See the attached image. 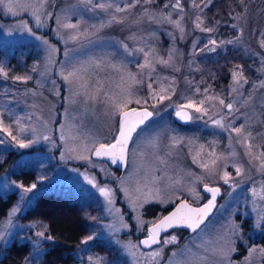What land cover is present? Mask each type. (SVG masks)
<instances>
[{
    "label": "rangeland",
    "instance_id": "obj_1",
    "mask_svg": "<svg viewBox=\"0 0 264 264\" xmlns=\"http://www.w3.org/2000/svg\"><path fill=\"white\" fill-rule=\"evenodd\" d=\"M157 1L159 0H152L146 7L159 22H149L145 18L138 25L130 23L140 17L144 10L145 6L137 5L124 24L108 26V13L100 9L92 10L96 0L92 4L86 3V0H47L45 7L52 15L50 18L43 17L44 26L39 28L29 12L20 10L19 15H12L4 5H0V48L3 51L0 65L7 72V77L0 74V110L3 111L5 125H12L13 135L24 143L35 140V143L22 148L7 133L0 131V139L4 141L0 143V161L5 160L12 151L18 152V156H13L6 170L0 174V194L13 190L18 193L17 201L0 225V235L4 236L0 240V258L4 248L14 240L28 241L32 250L22 264H42V256L47 249L45 242L49 240L41 239L35 233L45 231L48 236L46 226L39 220L24 221L19 216L33 204L38 193L53 190L84 206L91 228L89 235L95 237L86 245L81 243L76 249V264H96L98 258L101 264H184L186 261L196 264L204 257H207V264H220L221 261L222 264H229V261L231 264H264V246L255 242L264 229V223L260 222V217L264 216V176L254 166L259 162L250 164L241 145L232 141L230 147L228 133L213 126L207 116L199 118L201 113H196L194 109H189L192 119L186 124L175 118V105L181 103L184 97L197 101L204 99V107L209 108V115L213 116L220 109L219 99H224L226 103L234 100L236 106L240 107L239 113H236L240 119L235 123L239 125L246 121V127L255 137V143L264 146V87H260L261 82H264V48L259 46L260 33L264 32V0H244L241 8L232 13L231 22L216 20L208 23L203 13L204 25L216 29L212 33L194 28L192 21L196 12L190 6L191 0H181L185 16L182 21L185 28L183 39H180L179 31L163 19L168 13H171L173 20L179 19L177 10L164 7L170 0H164L160 5ZM24 2L35 3L36 0ZM114 2L123 6L127 0ZM245 9L246 15L240 18L237 14L243 13ZM57 18L61 24H77L78 28H58ZM22 21L31 27V33L20 27ZM226 23L232 30L228 33L220 32L221 25ZM101 24L105 26L101 27ZM76 31L86 32L88 37L73 41L69 37ZM132 33L136 34L135 40L128 38ZM152 33L155 35H151ZM169 33L176 36L175 41ZM141 36L155 49L157 58L167 60L169 50L175 49L171 67L155 64V72L161 77L169 78L161 81L165 88L170 87L172 78L175 79V84L171 85L175 94L171 95L170 100L166 99L155 107L149 106L154 111V117L138 131V136L134 135L136 143L129 146L126 166L113 164L108 158L93 155L90 161L76 158L77 153L88 155L87 152H80L79 143L92 148L94 142L95 147L99 143L112 142L117 134L119 116L111 114L110 107L102 98L86 102L83 94L76 95L74 88L70 91L68 82L61 75V67L103 58L112 63L123 61L132 72H138L136 64L143 63L141 54L127 55L120 48L119 42L128 43L130 48L142 46ZM209 38L217 39L216 50L201 52L200 49ZM44 41L57 50L52 55L51 62L48 45ZM221 41L236 42L219 44ZM226 53H232L233 56V53H240L256 58L255 77L247 78L244 75L248 82L241 81L237 85L232 80L231 72L240 64L233 65L228 78L221 80L213 66L203 63L205 60L218 59ZM174 68H179V71H174ZM196 73L198 76H195ZM14 76H30L31 79L26 82L15 81ZM97 79L105 82L104 89L118 91L120 77L110 68H105L104 71L92 70L88 81L89 90L96 87ZM158 87L157 83H153L154 89L158 90ZM197 88L200 93H196ZM232 88L237 91L233 92ZM137 89L139 95L147 93L145 85H134L132 90L136 92ZM205 89L207 96L214 99H205ZM245 100L248 102L243 104ZM210 105L216 107L210 108ZM132 106L139 107L135 104L130 105ZM16 120H19V124L15 123ZM61 125H65L63 132L66 136L80 138L79 142H68V146L76 148V152L66 151L65 141L60 139ZM45 135L49 136L48 140L42 138ZM153 137H158L157 147L147 143ZM173 137L180 142H173ZM136 144L140 147L137 148ZM260 150L264 151V147ZM233 151L236 153L234 157L230 155ZM139 152L144 155L141 157ZM213 152L227 158L226 169L221 168L225 163L224 159L211 165L209 154ZM194 157L196 162H193ZM206 162L221 171L231 173L236 187L225 184L216 175H209L200 167ZM234 164L240 166L247 175L238 176ZM28 167L36 169V179L29 185L11 175L12 171ZM197 176L203 179L196 180ZM153 177L159 179L152 182ZM88 179L95 181L97 186L90 185ZM177 180L179 183H175ZM32 183H36L37 187L31 193H24L17 187L20 184L27 187ZM205 183L220 185L222 195L211 217L195 233L190 236L186 234L182 240L183 233L175 229L166 233L161 241L175 235L177 242L157 244L148 250L140 246L135 249V256L131 254L125 245L140 244L139 238L147 235L150 226L148 222H155L163 215L160 208L173 206L183 198L195 205L205 202L208 195L201 189ZM115 185L121 193V200L132 214L134 225L118 202ZM99 187H107L114 192L111 212L108 211L109 205L99 192ZM137 187L140 188L139 192ZM156 190H159V197L155 195ZM127 196L141 205L138 211H133ZM160 199L165 202L160 203ZM13 208L19 209L14 215ZM246 219L248 230L245 232L243 229ZM140 221L145 222L143 227ZM233 223L241 225L238 236L231 234ZM229 240L234 241L236 250L228 253L227 259L212 255L209 249L224 248ZM98 244L102 247L97 246ZM153 251H159L160 255L149 257L148 253ZM89 256L93 258L92 261L88 260Z\"/></svg>",
    "mask_w": 264,
    "mask_h": 264
},
{
    "label": "snow or ice",
    "instance_id": "obj_2",
    "mask_svg": "<svg viewBox=\"0 0 264 264\" xmlns=\"http://www.w3.org/2000/svg\"><path fill=\"white\" fill-rule=\"evenodd\" d=\"M152 0H127V2L120 6L115 4L114 0H96V3L93 5L92 10L100 9L101 11L108 13V20L106 21V25L110 26L112 24H124L125 19L128 15L131 14L132 10L137 7V5L145 6L143 12L140 14L136 20L131 21L132 24H140L145 18L149 22H159L156 20V17L151 14L146 7L147 4H150ZM86 3L92 4L93 0H86ZM212 3V0H191V7L195 10L196 15L192 21L194 28L199 29L202 32L212 33L216 31L214 27H208L204 25V21L202 19L204 9L207 8ZM240 3L243 4L244 0H240ZM47 4V0H36L35 3H25L24 0H0V5H4L7 9L8 13L12 15H19L20 10L25 12H29L32 16H34L36 21V27L44 26L43 17H51V13H49L45 7ZM165 8L171 7L174 10H177V15L179 19L173 20L171 18V13H168L163 19L165 22L173 25L175 29H177L180 33V39L184 38L185 28L182 24V21L185 19L184 16V5L181 0H170L169 4L164 5ZM240 18H243V15H246V9L241 14H237ZM56 23L58 24V28L62 27L64 29H77V24L72 23H60L59 18H57ZM105 26V24H101V27ZM20 27L25 28L26 31L32 32L31 27H29L25 22H21ZM95 27V26H93ZM232 27H237V25H232ZM241 35L243 33V29L240 30ZM33 35H35L33 33ZM59 35V31H58ZM151 35H155L152 33ZM172 36L173 41H175L176 36L172 33H169ZM88 34L81 33L76 31L74 34L70 35V39L73 41L86 39ZM261 39L259 40V46L264 48V32L260 33ZM129 39H136V34L132 33L128 37ZM239 37H237V40ZM140 42L142 46L130 48L128 43L124 41H120V48L127 55L134 56L137 53L141 54L143 63H137L136 68L138 72H132L126 63L120 61L118 63H112L110 60H104L103 58L90 60L86 62H77L75 64H71L68 66L61 67V75L65 81L68 82L70 86V91L75 90L76 95L83 94L85 97V101L92 100L97 101L98 99H103L106 105H108L111 109L112 115H118V128L117 134L114 136L113 141L110 143H99L98 147H95V142L92 148H89L86 144L79 143L80 152H87V156H82L80 153H77L76 158H83L87 160H91V156L95 155L96 157H107L111 163L113 164H121V166H126L127 159L129 155V145L135 144L136 142L133 140L134 135L138 136V129L141 128L142 125L145 124L149 118H151L154 113L149 110V106L155 107L156 104L162 103L164 100L171 99V95L175 94V90L171 85L175 84V79L172 78L170 82V87L165 88L162 80H168V77H161L159 73L155 72V64L159 63L164 67H171V61L173 59V54L175 49H170L168 52V59L165 60L162 57L157 58L155 49L152 48L150 44H148L144 38L140 37ZM198 41L194 42L193 48L195 49V44ZM236 41H221L219 44L224 43H235ZM44 44L48 45L47 41H44ZM218 46L217 39L209 38L204 47L200 49L201 52L208 51L214 52L216 47ZM147 49V50H146ZM48 53H49V62H51V57L57 51L54 46L48 45ZM105 68H110L115 71L120 79L117 84L118 91H111L110 89H104L103 84L104 81L97 79L95 81L96 87L92 90H89V79L91 77V72L93 69L98 71H104ZM36 70V67H33V71ZM147 70V71H145ZM174 71H179V68H174ZM66 73V74H65ZM155 73V75H154ZM0 74H3L7 77V72L3 65H0ZM232 80L234 84L239 85L241 81L243 83H247L246 77L243 74V67L241 65L235 66V68L231 72ZM13 79L15 81H23L31 79L30 76H14ZM153 83L158 84V90L153 88ZM134 85H145L147 88V93L145 95H139V89L134 92ZM260 87H264V82H261ZM196 93H200V89L197 88ZM232 91H237L236 88H232ZM205 99L212 100L214 99L211 96H207V89L204 92ZM250 99V97H249ZM248 101L245 100L243 104H246ZM135 104L139 107H130V105ZM205 100H194L191 97H184L182 102L175 105V116L182 121H190L192 116L189 115L185 110L186 109H194L196 113H201V117L207 116L208 121L215 127L220 128L224 132H227L229 135V144L231 147L232 141H235L237 144L241 145L244 149V155L248 157L249 163L253 164L258 161L259 163L254 165L258 168L261 175L264 176V151H261L260 148L264 147L262 145H257L255 143V137H253L252 132L246 127V121L237 125L235 123L236 120L240 119V116H237L236 113H239L240 107L236 106V102L234 100L225 102L224 99H219L220 109L215 113V115H209V108L204 107ZM241 104L240 106H243ZM216 107L215 105H210V108ZM16 124H19V120L15 121ZM12 125H5L3 119V111L0 110V131L7 133L8 136L12 138V140L16 141L19 147H28L30 143H35V140H30L29 143H24L23 140L18 139L16 135H13L11 131ZM65 125H61V136L60 139L65 141L66 151L67 152H76V148L68 146V142L75 141L79 142V137H69L66 136L63 132ZM25 129H22L24 131ZM33 131H35L33 129ZM234 134V135H233ZM44 140H48L49 136H43ZM173 142L178 143L175 137L172 138ZM4 141L0 139V143ZM149 145L152 147L158 146V137H153L151 140L147 141ZM136 147L139 148L140 145L136 144ZM203 148V146H201ZM141 157L144 155L143 152L138 153ZM231 156H235L236 153L233 151L230 153ZM211 165H215L217 160L224 159L225 163L221 166L222 169L227 168V158L218 156L215 152L210 153ZM63 158V156H62ZM163 162V161H161ZM193 162H196V158H193ZM210 166L209 163H202L200 167L204 168L209 175H216L219 179L223 180L225 184H230L231 187L235 188L236 184L232 179L231 173L228 171H221L216 167ZM235 168V172L238 176L247 175L242 171V168L238 165H233ZM147 178V177H146ZM87 179V177H86ZM159 178L153 177V181L155 182ZM203 177L197 176L196 180H202ZM88 183L93 187H96L97 184L95 181L88 179ZM175 183H179V181H175ZM19 189H22L24 193H31L36 187V183H32L30 186L25 187L23 184L17 186ZM203 190L207 193L211 194V198L208 200L206 204L200 207H193L187 200H180L179 204L176 206L175 211H172L166 216L158 219L155 222L150 223V227L147 230V236L145 239L140 241V244L133 245L129 243L125 245L126 248L131 252L133 256L136 255L135 249L139 248L140 245H143L146 248H152L153 245L163 244L166 245L169 242H177V237L175 235H171L170 237H165L163 241L160 240V233L167 232L170 228L177 227H187L191 231L196 232L197 229L205 222L208 213L210 210L215 207V200L217 195L220 193L219 187H211L207 183L204 184ZM137 191H140V188L137 187ZM151 191V190H150ZM99 192L102 196L106 198V202L109 205L108 211H112L111 205L113 204L112 197L114 196V192L112 189L107 187H99ZM127 194V189H125ZM155 195L159 197V190H156ZM253 195H255V190L253 189ZM130 206L133 207V211H138L140 204L133 201L131 196H127ZM138 199V198H137ZM179 199V197H177ZM160 203H164V199L159 200ZM19 209L13 208L12 214L14 215ZM139 220V217H137ZM260 222L264 223V216L260 217ZM9 224L11 221L9 220ZM144 221H140L141 227H143ZM260 226V223L257 224V227ZM115 228V225H112ZM126 227V225H125ZM46 230V228H45ZM231 234L238 236L241 233V225L233 223L231 225ZM35 235L41 239L52 240L53 237L45 235V231H37ZM4 236L0 235V240H3ZM95 239L94 236H87L82 243L88 244L89 241ZM211 243V242H209ZM212 252L213 256H220L224 259H227V254L234 252L236 249L234 247V241L229 240L227 246L224 248H211L209 249ZM255 251V249H253ZM264 251V250H262ZM159 251H153L148 253L149 257L159 256ZM175 255V253H173ZM92 257L89 256L88 260L92 261ZM96 264H101V260L98 258ZM184 264H193L191 261H186ZM196 264H207V257L201 258ZM222 264V261L220 262ZM231 264V261H229Z\"/></svg>",
    "mask_w": 264,
    "mask_h": 264
},
{
    "label": "trees",
    "instance_id": "obj_3",
    "mask_svg": "<svg viewBox=\"0 0 264 264\" xmlns=\"http://www.w3.org/2000/svg\"><path fill=\"white\" fill-rule=\"evenodd\" d=\"M164 0L157 1L160 5ZM241 8L240 0H212V3L205 8L204 15L208 23L216 20L232 21L231 15L235 10ZM228 24V23H226ZM221 25L220 32L228 33L231 27ZM2 48H0V59L2 57ZM226 53L218 59L205 60L204 64L213 66L219 74L221 80H226L229 76L230 68L235 64L243 67L244 75L247 78H253L256 75L257 59L244 56L240 53ZM195 76H198L196 73ZM18 152L12 151L9 156L0 161V174L4 172L13 160V156ZM11 175L14 179L29 185L36 179V169L28 167L19 171H12ZM118 202L123 210L128 213L127 218L132 225V214L121 200V193L117 189ZM18 199V193L13 190L6 194H0V225L4 218L7 217L9 210ZM172 206H168L162 210V214L167 212ZM19 218L24 221L39 220L46 226V233L53 237L52 240L46 241V251L42 256V264H76V249L81 245L83 239L90 234V226L86 218V211L80 202L70 199L69 197L57 193L53 190H42L34 199L33 204L22 213ZM248 219L244 223L243 231L248 230ZM183 233H188L185 228H176ZM175 230V229H173ZM173 230L169 231L171 233ZM190 236V235H188ZM181 240V241H182ZM180 241V243H181ZM183 242V241H182ZM257 244L264 246V229L255 241ZM100 245V246H99ZM104 245V243H103ZM100 248L101 244H98ZM32 246L30 242H20L14 240L11 244L4 248L0 264H22L31 253Z\"/></svg>",
    "mask_w": 264,
    "mask_h": 264
},
{
    "label": "water",
    "instance_id": "obj_4",
    "mask_svg": "<svg viewBox=\"0 0 264 264\" xmlns=\"http://www.w3.org/2000/svg\"><path fill=\"white\" fill-rule=\"evenodd\" d=\"M132 107H135V106H132ZM149 110L150 111H152L153 113H154V111L152 110V109H150L149 108ZM189 115H191V112H190V110L189 109H186L185 110ZM154 117V115L151 117V118H149V120H147L146 122H145V124L147 123V122H149L152 118ZM175 118H176V120L178 121V122H180V123H184V124H186V123H188V122H190V121H182V120H180L179 118H177L176 116H175ZM144 124V125H145ZM144 125H142L141 127H143ZM139 130V129H138ZM99 146V145H98ZM97 146V147H98ZM93 157H96L95 155H93ZM97 158H103V159H105V158H107V157H97ZM204 186V185H203ZM203 186H202V191L205 193V194H207L208 195V199L205 201V202H203V203H201V204H199V205H195V204H192L191 202H189L187 199H185V198H183V199H179L167 212H165L160 218H162L163 216H166V215H168L169 213H171L172 211H175V209H176V206L179 204V202H180V200H187L193 207H200V206H203L204 204H206L207 202H208V200L211 198V194L210 193H207V192H205L204 190H203ZM209 186H211V187H219L220 188V193L217 195V197H216V200H215V207H213L211 210H210V212L208 213V215H207V218H206V220H205V222L211 217V215L213 214V212L215 211V209H216V207H217V205H218V201H219V198L221 197V195H222V188H221V186H219V185H209ZM159 218V219H160ZM204 222V223H205ZM203 223V224H204ZM202 224V225H203ZM201 225V226H202ZM151 226V225H150ZM149 226V227H150ZM200 226V227H201ZM148 227V228H149ZM177 228H185V229H187L188 230V233H187V235L186 236H188V235H191V234H193V233H195V232H193V231H191L189 228H187V227H177ZM173 229H176V228H170V229H168L167 230V232H162V233H160V240L162 239V237L166 234V233H168L169 231H171V230H173ZM198 230V229H197ZM146 236L147 235H144V236H142V237H140L139 238V243H140V241L141 240H143V239H145L146 238ZM143 249H145V250H148V249H151V248H146V247H144L143 245H140ZM155 245H153L152 246V248L154 247Z\"/></svg>",
    "mask_w": 264,
    "mask_h": 264
},
{
    "label": "flooded vegetation",
    "instance_id": "obj_5",
    "mask_svg": "<svg viewBox=\"0 0 264 264\" xmlns=\"http://www.w3.org/2000/svg\"><path fill=\"white\" fill-rule=\"evenodd\" d=\"M145 125H146V124H145ZM145 125H144V126H145ZM141 128H142V127H141ZM141 128H140V129H141ZM140 129H139V130H140ZM139 130H138V131H139ZM129 146H130V145H129ZM219 186H220V185H219ZM201 189H202V187H201ZM207 199H208V197H207Z\"/></svg>",
    "mask_w": 264,
    "mask_h": 264
}]
</instances>
